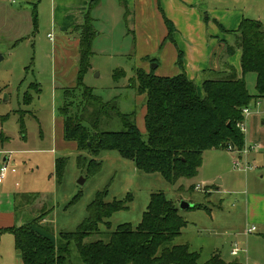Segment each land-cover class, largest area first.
I'll return each instance as SVG.
<instances>
[{
  "label": "rangeland",
  "instance_id": "obj_1",
  "mask_svg": "<svg viewBox=\"0 0 264 264\" xmlns=\"http://www.w3.org/2000/svg\"><path fill=\"white\" fill-rule=\"evenodd\" d=\"M100 1L102 4L97 7ZM90 3L91 0H16L14 3L0 0V133L7 137L2 138L4 143L0 145V164L8 157L9 164H14L16 169L14 174L6 175L7 191L27 193V197L20 199L15 224L19 226L35 220L32 226L56 243L59 232L74 231L85 218L86 207L97 191L108 189L106 201L123 199L130 192L132 199L128 208L107 219L110 229L100 224V233L86 239L105 241L108 232L119 224L136 226L149 195L162 191L177 203L187 223L181 234L166 246L187 244L191 251L199 253L198 262L202 264L215 253L228 264H264V226L255 218V215L263 216L264 211L259 204L249 210L244 204L248 194L264 193V150L261 156H255L260 150H254L241 158L230 150L206 151L198 174L191 179L180 178L175 183L166 182L158 173L147 174L136 169L131 160L123 159L115 151H102L96 157L102 165L94 175H86L77 168L79 152L73 142L63 139L58 108L63 88L74 84L78 56L63 55L61 45L64 38H78L74 26L83 22L87 11H90L97 35L92 41L90 64L93 70L86 73L83 83L93 88L94 94L103 101L115 99L120 112L134 113L133 119L145 137L144 95L130 85L141 63L133 54V21L126 20L128 9L119 0ZM34 11L36 29L32 23ZM219 30L229 35L227 44L235 51L233 33ZM168 38L167 34L165 40L170 41ZM65 48L72 49V44H66ZM160 50L161 47L150 55L157 61L148 63L145 70L158 76L176 75L158 68ZM129 51L130 55L125 53ZM177 57L178 52L176 66ZM120 70L124 72L122 75L117 74ZM213 78L217 76L204 71L200 83L192 79L200 96L203 95L202 81ZM32 83L40 92L30 87ZM248 87L254 91L252 85ZM100 128L118 131L122 125L114 118L110 123H102ZM58 157L66 158L59 181L53 174L54 161ZM236 160L249 163L253 168L238 169ZM215 172H220L218 178L224 180L218 191L202 185L204 180H212ZM207 189L208 193L204 191ZM77 193H80L79 199L71 202ZM182 201L202 207L185 210L180 207ZM250 227L255 230L248 233ZM235 243L243 252L233 256L230 251ZM17 257L13 235L2 234L0 264H19ZM70 263L81 264L73 245Z\"/></svg>",
  "mask_w": 264,
  "mask_h": 264
},
{
  "label": "trees",
  "instance_id": "obj_2",
  "mask_svg": "<svg viewBox=\"0 0 264 264\" xmlns=\"http://www.w3.org/2000/svg\"><path fill=\"white\" fill-rule=\"evenodd\" d=\"M95 2L91 0L90 5ZM32 23L36 29L35 11ZM165 23L170 39L173 26L168 20ZM74 30L78 34L79 53L75 83L63 88L58 112L63 121V139L75 143L79 152L76 166L86 175L99 171L102 163L96 157L102 151H115L123 159L131 160L136 169L147 174L158 173L166 182L175 183L180 178L191 179L197 175L204 151L229 147L235 151L243 149L244 133L237 126L243 120L242 110L256 99L264 98V28L259 21L244 17L235 30L228 31L233 33L240 49L242 76L238 77L230 69L229 75L205 79L201 83L202 96L182 69L174 76H158L142 68L136 70L130 85L144 95L145 137L133 119L134 113L120 112L115 99L103 101L94 94L93 88L83 83L91 66L92 41L97 35L90 11ZM225 44V53L232 55L234 48ZM144 60L157 61L151 57H144ZM181 63L182 55L178 51L176 64L181 67ZM118 72V75L124 73ZM249 73L255 74L254 94L246 87L244 76ZM32 86L40 92L36 84ZM114 118L121 123V130H101L102 123H110ZM3 137L7 138L0 133L1 146ZM65 162V157L55 158L53 174L58 181ZM107 195V188L97 191L86 207L85 218L74 231L59 232L56 243L32 226L35 220L19 226L0 227V236L13 235L22 264H71L72 245L81 264H202L198 262L199 253L191 251L187 244L166 246L181 234L187 223L177 203L162 191L149 195L136 226L119 224L108 232L107 240L86 241L100 233V224L109 230L107 219L127 209L132 199L130 192L123 199L111 201H106ZM24 197L26 193L14 195L15 214ZM79 197L80 193L75 194L71 202ZM201 207V204L192 206ZM203 264L228 263L215 253Z\"/></svg>",
  "mask_w": 264,
  "mask_h": 264
},
{
  "label": "crops",
  "instance_id": "obj_3",
  "mask_svg": "<svg viewBox=\"0 0 264 264\" xmlns=\"http://www.w3.org/2000/svg\"><path fill=\"white\" fill-rule=\"evenodd\" d=\"M119 2L128 9L129 14L126 20L133 21L132 31L135 32L133 54L141 62L139 67L145 70L150 62L144 60V57L154 55L161 47L158 68L175 74L182 69L189 79H194L198 83L204 71H209L216 76H224L229 75L232 70L238 77L242 76L240 49L237 48L232 55L225 53V43L229 40V35L223 34L219 26L227 31L235 30L241 19L245 17L259 21L264 28V0H119ZM101 4V1L98 2L97 7ZM165 20L170 21L174 29L170 35V41L165 40L168 34ZM63 42L61 45L63 55L78 56V38L74 40L64 38ZM66 44H72V49L67 50ZM178 51L182 55L181 67L175 65ZM125 53L131 54L130 51ZM62 67L65 65L62 64ZM74 70L76 75L77 67ZM89 70H93L92 66ZM244 78L248 92L254 94L255 74H246ZM70 85L72 86V83ZM249 85H252L251 88L254 91H251ZM60 120L63 136L61 116ZM244 128V146L250 149L248 154L254 150H260L254 155L261 156V151L264 150V98L256 99L251 103L249 115L244 121ZM206 151L203 152V156ZM219 175L220 172L213 173L212 180H204L202 185L205 188L211 186L210 190L218 191L224 185V180H219ZM193 187L196 189L197 186ZM210 190L204 191L208 193ZM18 193L26 192L15 190L10 193L7 191L6 181L0 182V227L16 225L14 195ZM244 199L246 209H252L259 204L264 211V193H250ZM240 202H243L241 197ZM262 215H255V218L264 226V213ZM17 258L19 264H22L20 258Z\"/></svg>",
  "mask_w": 264,
  "mask_h": 264
},
{
  "label": "built area",
  "instance_id": "obj_4",
  "mask_svg": "<svg viewBox=\"0 0 264 264\" xmlns=\"http://www.w3.org/2000/svg\"><path fill=\"white\" fill-rule=\"evenodd\" d=\"M9 3H14L16 0H7ZM249 112H250V106H247L245 108H243L242 110V113H243V120L241 122L238 123V127L239 129L244 133L245 131V128H244V121L246 119V117L249 115ZM229 150H232V151H235L233 150L232 147H229ZM248 149L247 147H243V149L241 151H235L237 153V156L238 158H241L242 155H245L248 153ZM235 163V166L238 168V169H242V170H249V169H252L253 168V165L249 164V163H241L239 161H234ZM16 172V169H15V166L14 164H9L8 160L3 162L2 161V164H0V182H2L3 180H5L6 178V175L9 174V173H14ZM197 188V187H196ZM255 230V227H250L247 229V232L248 233H251L252 231ZM240 251L243 252V250L238 246V244H234L232 247H231V255L235 256L237 255Z\"/></svg>",
  "mask_w": 264,
  "mask_h": 264
},
{
  "label": "water",
  "instance_id": "obj_5",
  "mask_svg": "<svg viewBox=\"0 0 264 264\" xmlns=\"http://www.w3.org/2000/svg\"><path fill=\"white\" fill-rule=\"evenodd\" d=\"M5 161H7V157H4V158H3V162H5ZM82 182H83V179H80V180H79V183H82ZM192 206H193V205L188 204L187 202H184V201H182V203L180 204V207H181V208H184V209L192 208Z\"/></svg>",
  "mask_w": 264,
  "mask_h": 264
}]
</instances>
